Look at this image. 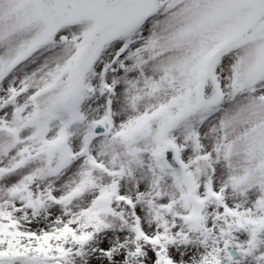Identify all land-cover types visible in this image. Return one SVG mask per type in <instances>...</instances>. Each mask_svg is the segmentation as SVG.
Wrapping results in <instances>:
<instances>
[{
    "label": "snow or ice",
    "instance_id": "obj_1",
    "mask_svg": "<svg viewBox=\"0 0 264 264\" xmlns=\"http://www.w3.org/2000/svg\"><path fill=\"white\" fill-rule=\"evenodd\" d=\"M0 264H264V0H0Z\"/></svg>",
    "mask_w": 264,
    "mask_h": 264
}]
</instances>
